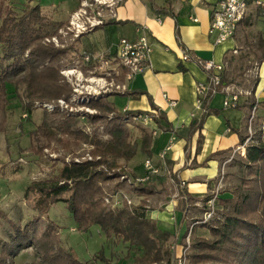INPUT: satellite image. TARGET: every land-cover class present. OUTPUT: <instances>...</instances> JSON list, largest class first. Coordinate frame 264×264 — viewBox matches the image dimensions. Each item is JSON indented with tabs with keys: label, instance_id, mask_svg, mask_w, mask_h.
I'll return each instance as SVG.
<instances>
[{
	"label": "trees",
	"instance_id": "obj_1",
	"mask_svg": "<svg viewBox=\"0 0 264 264\" xmlns=\"http://www.w3.org/2000/svg\"><path fill=\"white\" fill-rule=\"evenodd\" d=\"M151 7L157 13H168L152 1ZM108 23L118 21L110 20ZM62 24L51 23L40 5L29 6L20 15L12 9L5 12L0 20V110H5L8 105L7 84L15 89L23 87L22 109L27 114L31 113L35 102L57 101L60 98L67 100L70 97L72 88L62 80L59 65L60 58L70 48H57L43 42V38L51 34L49 27L53 26L55 30ZM254 39L253 43H248L249 51L257 61H264V32L255 34ZM230 82L223 72L222 85ZM122 94H128V91L116 92L114 95ZM104 97L89 101L87 106L98 111L88 115L91 122L101 120L107 114L113 115V119L108 120L110 128L106 140L79 127L77 114H63L58 108L51 112L58 117L55 128L44 118L30 132V136L40 137L47 143L56 141L64 149L86 144L91 147L89 153L92 159L64 162L57 174L31 181L23 197L25 200L33 197L32 208L36 215L26 224H16L0 213V218L10 225L8 240L0 238V264H13L12 258L30 245L38 254L40 264H90V261L80 260L72 248L62 246L59 226L53 220L46 217V226L42 230L35 229L37 223L58 202H63L72 214L77 231L87 232L91 226L97 225L107 241L126 244L134 250L136 254L131 264H168L172 261V234L162 231L155 220L146 217L143 202L133 206L124 204L111 207L104 201L108 195L106 184L121 175L123 162L132 159L138 152L151 154L152 133L139 126L140 136L132 140L126 126L137 123H123L124 114L148 115L159 129L170 130V127L161 123L165 115L153 103L151 108L157 114L140 110L121 113ZM211 99L212 96L208 95L203 100L204 111L199 120L190 124L188 136L201 129L208 115L218 114L217 110L209 107ZM249 104L252 106L253 100ZM237 132L239 144L245 148L241 157V170L246 173L241 176L240 183L228 191V196L219 197L217 202L220 207L213 221L194 224L206 227L209 237L190 235L189 264H264V124L246 144L247 137L242 136L239 130ZM200 143L201 134L197 150ZM42 148L37 151L40 152ZM116 184L120 185V182ZM133 188L140 194L154 192L150 180ZM185 196L188 197V194ZM95 256L102 264H111L103 250Z\"/></svg>",
	"mask_w": 264,
	"mask_h": 264
},
{
	"label": "crops",
	"instance_id": "obj_2",
	"mask_svg": "<svg viewBox=\"0 0 264 264\" xmlns=\"http://www.w3.org/2000/svg\"><path fill=\"white\" fill-rule=\"evenodd\" d=\"M79 1L29 0L27 4L40 5L42 11L49 14L53 21L65 23ZM151 1L168 13L155 12ZM217 1L122 0L116 6L115 18H108L104 25L82 35L70 47V54L76 59L83 52L108 57L115 51L121 37L134 40L145 35L148 38L151 46L148 67L128 81L122 74L120 79L126 85L128 94H107L104 99L118 111L126 109L154 113L151 108L153 103L165 115V119L160 121L165 127H170V130L159 129L153 121L145 125L152 133L151 154L138 152L132 159L124 161L123 167L131 177H141L146 172L144 160L149 158L159 165L160 154L170 145L164 165H160L162 171L150 180L154 185V192L140 194L131 187V193L138 204L144 203L146 217L155 220L162 231L172 234L173 258L180 254L191 225L201 219L195 213L204 206V199L216 188L221 170L241 149L237 130L242 136L248 137L249 103L254 99L258 100L254 125L264 124V61H257L252 66L254 84L251 88H244L251 90L252 96H241L236 108H224V94L214 95L209 107L217 110L218 114L208 115L201 129L188 136L190 124L199 120L203 113L196 101L195 86L206 80V73L194 60L183 61L180 58L181 52L184 50L193 57L223 62L224 74L231 80L228 85L233 87L234 75H230L227 70L236 61L245 60V56L241 54L244 46L239 41L240 34L220 44H213L209 28L211 11ZM251 1L248 14L237 31L243 32L253 43L254 35L264 32V8ZM110 20L118 23L109 24ZM245 47L249 50L248 42ZM114 97H119V105L113 101ZM171 100L175 105H170ZM199 134L201 143L197 150ZM124 191L122 186V193ZM228 194L227 191H221L220 197ZM191 231L194 235L198 232L199 236L209 235L206 227L194 225Z\"/></svg>",
	"mask_w": 264,
	"mask_h": 264
},
{
	"label": "rangeland",
	"instance_id": "obj_3",
	"mask_svg": "<svg viewBox=\"0 0 264 264\" xmlns=\"http://www.w3.org/2000/svg\"><path fill=\"white\" fill-rule=\"evenodd\" d=\"M28 1L29 0H0V20L9 9L14 10L15 13L20 15L25 8L29 7L27 4ZM43 13L48 17L51 23H58L53 22L49 14L46 12ZM65 23L61 26L65 25ZM54 28L55 27L53 26L48 28V31L51 34L44 37L43 42L50 43L57 48H70L74 43L70 40V38L62 39L64 42L63 46H56L52 41L46 42V38L50 39L51 36L57 34L59 27L55 30ZM235 35H239V41L244 46V50L241 54L245 56V60L242 62L236 61L237 63H233L232 66L228 68L227 72H229L230 75H234V88L244 90L246 87L251 88L254 84L253 81L255 80V74L253 73L254 69H252V66H255L257 59L254 58L248 48L245 47L246 42L252 43V40H250L248 36L243 35V32L240 33L237 31ZM245 39L247 41H245ZM25 56H27V52L25 53ZM77 61L80 64L78 67L81 68L84 76L89 75V67L81 62V57L79 59L72 57L70 50L59 60L60 71L63 68L74 65ZM60 75L63 80L64 76L61 72ZM115 80L116 82H120L122 79L116 77ZM116 92H118V90H112L109 94H115ZM7 95L8 105L5 110H0V213L7 216L14 223L24 225L29 222L34 215H36V212L32 208L34 204L33 197L28 200H25L23 197V192L26 186L33 180L44 179L57 174L64 162L73 160L76 157L80 159H88V157L91 156L89 153V149H91V147H88L86 144H80L79 146H71L68 149H64L56 141L47 143L40 137L38 138L32 134L30 136V132L35 130L44 118L48 121L51 127L55 128L58 123V117L52 115L51 112L53 110L50 111L45 108L37 107L36 102L31 107V113L27 114L26 111L22 109V102L24 100L22 86L15 89L14 86L7 84ZM71 97L72 93L70 97L65 100L67 102L66 104H60L58 101H50L49 103L55 105L54 109L58 108L63 114H73L78 110L79 112L77 113L79 115H84V118L79 117V127H82L86 132L87 128H89L91 133L98 135V137L102 140L108 139V131L110 128L108 118L105 117L106 119L103 118L101 120L91 122L88 119V115L92 114L86 111L87 106H73L74 108L72 112L70 110L72 109L70 105L72 101ZM113 101L116 105H119V97H114ZM88 108L94 109L91 107ZM97 112L98 111L95 109V113ZM26 114L28 116H24ZM155 114H157V112ZM109 115L110 114H107V116ZM254 122L252 124L251 136L255 135V132L260 126H262L258 124L254 125ZM139 126L145 128L147 127L141 123L126 126L130 132V138L132 140L139 138ZM41 146H43V148L40 152H38L37 150H39ZM242 153H245L243 149L236 152L223 169V175L221 173L219 175L218 179L222 177V180L219 185L217 183L216 186L218 188V195L216 199L217 212L220 207L217 201L220 197L221 191L228 192L231 189H234V187L240 183L241 176L246 173H243L241 170ZM117 182L119 181L116 178L106 184V191L108 195H111L120 189L117 191H120L117 195V199L120 200L123 186L125 188L124 194H127L133 200L134 205L138 204L136 202V198L132 196L131 187L127 183L123 182H120V185H117ZM213 191L210 193L209 198L213 193H215ZM203 209L205 210L204 206L196 211L195 214L197 217H202L204 213ZM46 217L53 220L59 226L58 233L62 246L66 249L72 248L78 258L82 261H90V264H102L98 259H96L95 255L103 250L104 255L106 257H110L111 264H131L132 257L136 254V252L128 248L126 244H114L111 241H107L104 233L97 225L91 226L87 232L77 231V225L72 217V214L63 202H58L49 209L47 216L45 215L43 219L37 223L35 228L36 230H42L46 226L48 221ZM9 230V223L4 218H0V238L8 240ZM199 235L200 232L195 235L192 233L191 237ZM202 235L203 234H201V236ZM207 237H209V235ZM190 245L185 256L186 264H189L187 255L190 252ZM12 261L13 264H30L31 262L40 264L39 256L33 245L21 249L12 258Z\"/></svg>",
	"mask_w": 264,
	"mask_h": 264
},
{
	"label": "built area",
	"instance_id": "obj_4",
	"mask_svg": "<svg viewBox=\"0 0 264 264\" xmlns=\"http://www.w3.org/2000/svg\"><path fill=\"white\" fill-rule=\"evenodd\" d=\"M122 2V0H80L78 6L70 13L65 25L61 26L57 30V34L46 38V42H53L56 46H63L62 39L70 38L72 42L81 38L82 35L94 30L105 24L106 20L116 17V6ZM251 0H218L211 11L209 34L213 37V44L217 45L226 40L234 37L240 24L248 14V9ZM257 6L264 8V1L253 0ZM60 39V40H59ZM151 46L148 38L145 35L139 36L134 40H130L125 37H121L116 45L113 54L108 57L104 55L93 56L90 53L83 52L81 54V62L88 66L89 75L84 76L81 68L78 67L77 61L70 67L61 69V74L64 76L63 80L67 81L72 86V101L70 103V109L73 112L74 107H85L88 101L97 100L105 95L109 94L112 90H118L122 92L126 90V85L120 82H116V77L124 75L125 80H131L135 75L142 73L149 64V54ZM235 53L236 50H233ZM180 58L183 61L194 60L198 66L206 73V80L200 81L195 86L196 101L197 104L203 109V100L211 95L212 97L218 93L224 94L222 106L224 108H236L239 105V99L241 96L251 97V90H240L229 85H222V75L225 69L223 62H215L210 59H201L193 57L189 52L182 51ZM60 104H66L65 99L60 98L57 100ZM170 105H175L173 100L169 101ZM36 106L45 108L50 111L54 110L55 105L49 102H36ZM67 106V105H66ZM74 106V107H73ZM87 106L86 111L90 114H96L95 109H89ZM63 108V107H61ZM258 109V100L254 99L250 108V115L248 117V137L245 144L251 140L252 124L255 121L256 113ZM83 111V110H82ZM126 109L121 110L124 113ZM75 111L73 114H77L80 118H84V115H79ZM155 113V112H154ZM26 116V115H24ZM108 120L113 119V115L107 116ZM122 121L125 124L129 123H141L147 125L152 121L148 115H125L122 117ZM87 132L91 133L87 128ZM241 149L244 146L241 145ZM170 149V145H167L164 151L159 156L160 164H154L151 159H145L143 164L146 170L145 174L141 177H131L128 175L126 169L123 170L121 175L117 178L119 182L127 183L130 187H134L139 183L151 180L152 176L159 175L162 169L160 165H164L166 151ZM244 154V153H242ZM84 158V157H82ZM88 159H92L91 156ZM75 161L81 160L76 157ZM224 171L221 170L223 175ZM222 177L218 181V185L221 182ZM218 188L213 191L215 193L205 201L204 213L200 221L194 222L190 230L185 237V243L182 245L180 254L176 255L174 259L168 264H186V252L189 250L191 228L196 223H208L213 221L217 215L216 199L218 195ZM120 193L115 192L111 195H107L104 199L105 203L111 207L133 206V200L127 195L122 193L120 200L117 199V195ZM157 264V263H154ZM159 264H167L165 262Z\"/></svg>",
	"mask_w": 264,
	"mask_h": 264
}]
</instances>
